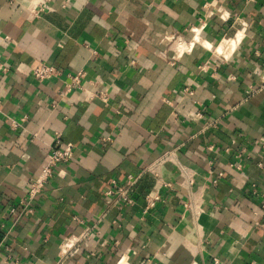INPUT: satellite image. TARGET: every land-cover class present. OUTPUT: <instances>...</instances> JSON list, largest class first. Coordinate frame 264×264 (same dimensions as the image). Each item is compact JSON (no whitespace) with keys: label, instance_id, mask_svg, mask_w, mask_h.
Wrapping results in <instances>:
<instances>
[{"label":"crops","instance_id":"0c3cea01","mask_svg":"<svg viewBox=\"0 0 264 264\" xmlns=\"http://www.w3.org/2000/svg\"><path fill=\"white\" fill-rule=\"evenodd\" d=\"M0 60V264L86 230L61 264H264V0H0ZM56 134L73 155L28 213Z\"/></svg>","mask_w":264,"mask_h":264},{"label":"built area","instance_id":"2783aa9c","mask_svg":"<svg viewBox=\"0 0 264 264\" xmlns=\"http://www.w3.org/2000/svg\"><path fill=\"white\" fill-rule=\"evenodd\" d=\"M175 40V39H174ZM133 62V60H131ZM9 69L5 61L0 60V72H5ZM24 76L33 78L38 81L50 80L52 78H57L60 76L61 71L55 66L46 64L44 62H34L28 66V68H18L17 69ZM83 72L79 71L76 74H67L64 78V87L59 90L58 95L61 100L65 98V94L70 90L81 87V77ZM94 97L105 99V94L101 91L92 93ZM15 125H17L15 123ZM109 139V138H107ZM73 155V145L71 143H64L60 140L59 134H56L54 142L50 146V153L46 162L42 165L39 174L30 182L29 189L26 195L19 201L20 204L26 209V212H32V208L29 207V202L37 195H39L45 185L48 183L49 179L53 176L55 167L60 164L68 162ZM143 172H154L152 167L148 165L144 168ZM138 176L128 174L123 183L112 182L114 188H109L105 191V194L111 195L114 202L120 201L123 203H131V193L134 190ZM166 185V184H164ZM160 199L158 194H148L145 196L146 208L155 206V203ZM264 206V202H263ZM13 211V210H12ZM92 229V228H91ZM89 229V230H91ZM87 230L78 236L70 237L66 240L63 246V253L61 254L60 260L56 264H61L62 260L73 256L79 250V244L87 236ZM214 264L216 261L214 260Z\"/></svg>","mask_w":264,"mask_h":264}]
</instances>
